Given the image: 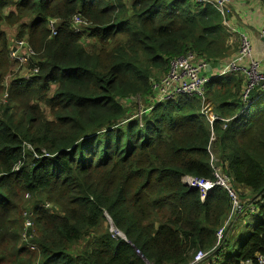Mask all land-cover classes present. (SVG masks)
I'll return each mask as SVG.
<instances>
[{
    "label": "trees",
    "instance_id": "1",
    "mask_svg": "<svg viewBox=\"0 0 264 264\" xmlns=\"http://www.w3.org/2000/svg\"><path fill=\"white\" fill-rule=\"evenodd\" d=\"M74 18L86 24L79 32ZM21 20L15 38L38 72L5 87L2 26ZM227 30L194 0H0V264H188L198 251L213 253L208 264H244L264 254V94L246 104L244 77L219 75L239 49ZM189 53L211 69L212 126L197 97L154 103L153 84ZM214 169L262 218L231 256L230 228L217 239L226 190L201 201L182 182L213 181Z\"/></svg>",
    "mask_w": 264,
    "mask_h": 264
},
{
    "label": "built area",
    "instance_id": "2",
    "mask_svg": "<svg viewBox=\"0 0 264 264\" xmlns=\"http://www.w3.org/2000/svg\"><path fill=\"white\" fill-rule=\"evenodd\" d=\"M233 1L235 0H194V2L200 5H212L225 21L227 28H229L230 23L229 20L228 22L226 21V17L230 14L229 5ZM56 23L57 22L55 20H49L48 22V28L51 36L56 34ZM84 26H86L85 23L78 18H74L73 27L76 32H79ZM231 31L234 32V30ZM238 36L239 49L237 53L230 60H228L223 67L218 65L217 70L220 72L219 75H242L244 77L245 86L242 90V101L249 104V98L252 92L259 91L264 94V71L260 70V63L252 58V45L250 40L244 35L240 34ZM259 36L264 39V28L260 30ZM34 57L35 53L32 48L22 41L17 42L14 49L9 52V60L12 63H15L18 67L26 66L33 60ZM210 70L209 64L198 59L192 53L172 60L169 66L168 74L152 86L155 93L154 103L158 104L170 100L178 95L197 97L201 101L200 114L208 125L212 126L218 118L214 115L209 103L205 100V86L209 81V76H206V74ZM37 72L38 70L34 69L31 72V75H35ZM212 141L213 139L211 142ZM211 142L208 147L212 159H214ZM213 171V181H200L192 177H184L182 182L189 188L199 189L201 201L205 200L208 193H210V191L215 187H222L226 190L231 202V211L228 219L224 223V226L217 233V239L221 242L226 229L231 228L235 223V219L238 220L239 217L242 216L245 204L242 203L234 193L231 188L230 179L220 174L217 169H214ZM251 206H247L248 209ZM250 211L254 214L256 213L254 212L253 206L249 209V212ZM26 225L29 226L30 223L28 222ZM110 231L114 234V236L123 238L113 226H111ZM136 254L140 255L139 251H136ZM212 254L213 253L209 254L203 251H198L188 264H208V261H214ZM146 264L148 263L146 262ZM244 264H264V254L257 255L255 263L248 260Z\"/></svg>",
    "mask_w": 264,
    "mask_h": 264
},
{
    "label": "crops",
    "instance_id": "3",
    "mask_svg": "<svg viewBox=\"0 0 264 264\" xmlns=\"http://www.w3.org/2000/svg\"><path fill=\"white\" fill-rule=\"evenodd\" d=\"M229 9L228 30H234V33L231 34L228 30L227 32L235 41L239 39L240 34L250 40L252 58L260 63V70L264 71V39L259 36L260 30L264 28V4L259 0H235L229 5ZM237 47L238 41L233 52Z\"/></svg>",
    "mask_w": 264,
    "mask_h": 264
},
{
    "label": "rangeland",
    "instance_id": "4",
    "mask_svg": "<svg viewBox=\"0 0 264 264\" xmlns=\"http://www.w3.org/2000/svg\"><path fill=\"white\" fill-rule=\"evenodd\" d=\"M125 1L128 2L129 0H125ZM13 11L14 10L12 7L6 8L4 10V14L7 16H10V13ZM27 23H29V20H21V22L19 24H16L13 27H10L7 24H4L2 26V30L5 32V35L7 37V41L9 43V50H8L9 52L14 49L17 42H21V41L25 42L29 47H31L25 39L19 41L15 38V35L17 34V30H18L19 26L22 24H27ZM232 33H234V32H232ZM92 43H93V41H91V40H85L84 45L91 46ZM9 64H10L9 65L10 70H9V73L7 74V76L5 78V87H8L10 85L9 82L14 78L25 79V78L30 77L31 72L28 71L27 65L24 67H18L15 63H12L10 61H9ZM42 109L44 110L45 113L47 112V110L45 108L42 107ZM138 116H140V113H138ZM49 118H51V117L49 116ZM212 148H213V146H212ZM249 208L251 209L252 206ZM247 209H248V207L246 206L244 208V212H243L242 216L239 217L238 220L235 219V223L230 228L228 247H226V253H229L228 256H231L234 253H236V251L238 250V248L241 245V243L243 242V240L252 233L254 227L262 220L260 215H257V213H255L253 215Z\"/></svg>",
    "mask_w": 264,
    "mask_h": 264
},
{
    "label": "water",
    "instance_id": "5",
    "mask_svg": "<svg viewBox=\"0 0 264 264\" xmlns=\"http://www.w3.org/2000/svg\"><path fill=\"white\" fill-rule=\"evenodd\" d=\"M123 237V236H122ZM122 239H124V238H122Z\"/></svg>",
    "mask_w": 264,
    "mask_h": 264
}]
</instances>
